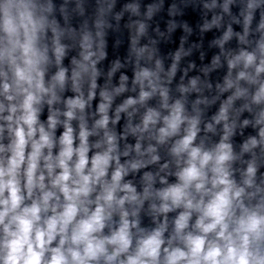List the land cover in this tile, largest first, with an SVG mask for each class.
<instances>
[{"label": "clouds", "instance_id": "clouds-1", "mask_svg": "<svg viewBox=\"0 0 264 264\" xmlns=\"http://www.w3.org/2000/svg\"><path fill=\"white\" fill-rule=\"evenodd\" d=\"M0 264H264V0H0Z\"/></svg>", "mask_w": 264, "mask_h": 264}]
</instances>
